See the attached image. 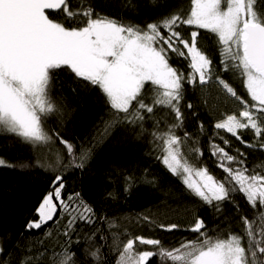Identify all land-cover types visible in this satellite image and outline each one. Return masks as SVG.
<instances>
[{"label":"snow or ice","instance_id":"1","mask_svg":"<svg viewBox=\"0 0 264 264\" xmlns=\"http://www.w3.org/2000/svg\"><path fill=\"white\" fill-rule=\"evenodd\" d=\"M182 25L215 34L224 73L239 72L251 103L219 74L213 75L212 59L207 50L198 47V31H191L185 38L180 31ZM170 54L189 61L187 75L170 64ZM61 68L98 86L105 95L115 120L106 124L101 136L116 124L133 125V130L139 128V134L143 135L147 131L144 124L151 122L156 129L151 135L161 148L158 159L174 176L181 178L194 197L219 213L221 203L239 192L253 209L257 206L262 209L258 213V225L255 217L250 220L241 214L242 234L229 232L224 239L209 236L205 220L197 216L189 229L198 234L197 239L184 240L172 248H165L159 239L128 233L127 229L114 233L113 248L109 251L118 253L115 264H150L153 258H158V264H264V168L250 170L245 160L239 158L244 153L230 155L225 148L213 145V155L219 158V167L226 173L222 181L217 180L207 168H195L188 162L181 149L189 134L181 137L176 133L183 123L180 104L185 84L203 87L215 81L242 106L238 114L228 115L215 127L237 139L240 129H251L256 137H264V0H191L187 14L175 12L143 28L96 13L91 5H73L71 0H0V131L15 134L34 147L57 140L73 165L83 168L87 154L82 152L78 157L80 163H75L74 145L59 132L50 134L43 123L45 117L58 111L51 90L55 70ZM149 91L153 93L151 97ZM161 108L174 114L175 122L167 124L165 131L160 130L164 118H156ZM228 143L223 141L225 145ZM259 147L264 149V142ZM60 162L58 152L57 167H61ZM4 163L0 159V165ZM36 163L43 167L39 160ZM193 176L199 179H191ZM64 187L63 176L54 175L53 190L44 196L36 209L38 219L28 222L27 229H40L53 220L58 206L69 213V229L77 218L92 222V208L82 200L79 207L73 208L71 202L80 194L65 200ZM235 207L239 212L240 206ZM70 209L77 215H71ZM138 219L152 223L149 216ZM158 227L168 232L180 229L175 223H161ZM64 235L68 236L69 232L65 230ZM120 235H124L123 240ZM35 243L43 251L29 249L18 261L3 260L4 250L0 247V264H84L72 251L71 241L59 252L49 250L42 241ZM137 245L153 246L155 250L137 251ZM90 256L108 264L99 248Z\"/></svg>","mask_w":264,"mask_h":264},{"label":"trees","instance_id":"2","mask_svg":"<svg viewBox=\"0 0 264 264\" xmlns=\"http://www.w3.org/2000/svg\"><path fill=\"white\" fill-rule=\"evenodd\" d=\"M73 5L84 3L91 5L96 13L117 19L124 24L143 28L146 24L157 22L172 13L187 14L191 0H71ZM55 18V17H53ZM182 35L187 38L191 31H198V47L207 50L213 61V75L219 74L232 86L237 94L251 103L238 71L224 73L219 55V45L215 34L196 26L182 25ZM170 64L187 75L189 61L170 54ZM151 88V85H148ZM152 92H148L151 97ZM51 96L58 111L44 118L46 131L59 132L63 139L74 145L75 163H80V154L88 158L83 168L73 165L63 146L54 140L49 145L33 146L15 134L0 131V247L2 259L18 261L28 254L29 249L43 251L37 241H42L49 250L60 251L69 241L72 251L84 264H101L90 256L97 248L104 261L115 264L118 253L113 250V234L128 233L159 239L165 248L179 246L184 240H196L197 233L190 231L194 219L199 216L205 220L206 231L213 239L227 238L229 232L242 234L239 216L256 218L262 209H253L242 193L234 192L229 201L221 203L217 213L213 206L194 197L187 190L180 177L174 176L158 157L161 148L151 135L156 129L151 122L145 123L147 130L140 135L139 128L133 125L116 124L104 136L106 124L115 120L114 111L98 86L77 79L67 68L55 70ZM150 102V101H149ZM192 107L188 108L187 105ZM183 123L176 130L189 139L182 146V152L195 168H207L217 180L226 176L219 167V158L213 155V145L225 148L230 155L245 160V166L264 168V149L259 147L264 137H256L251 129L237 130V139L226 130L217 129L216 123L223 122L228 115L238 114L242 106L235 98L223 91L215 81L201 87L199 84H185L180 104ZM163 117L160 130L174 123V114H168L166 108L158 109L156 118ZM227 140V145L223 141ZM243 141L244 143H242ZM251 144L253 147H248ZM198 149L199 152H194ZM61 156V167L56 165V154ZM37 160L43 167L37 165ZM237 167L235 163L226 162ZM28 164L29 167H21ZM51 165L52 167H49ZM63 176L62 198L79 193L72 201L73 208L79 207L80 200L93 210L91 223L77 218L67 228L69 213L59 209L53 220L40 229H27L30 221L38 219L36 209L44 196L52 191L54 175ZM239 205L237 212L235 205ZM71 211V209L69 210ZM82 211V209H81ZM71 215L77 213L71 211ZM149 216L151 224L138 218ZM175 223L180 229L168 232L161 230L159 224ZM113 224V227H110ZM256 225H254L255 227ZM65 230L69 232L64 235ZM94 234V235H93ZM91 237V239H85ZM124 235H120V240ZM79 245L76 246V241ZM137 251L151 250L153 246H136ZM50 255V253H49ZM150 264H158L153 258Z\"/></svg>","mask_w":264,"mask_h":264},{"label":"rangeland","instance_id":"3","mask_svg":"<svg viewBox=\"0 0 264 264\" xmlns=\"http://www.w3.org/2000/svg\"><path fill=\"white\" fill-rule=\"evenodd\" d=\"M191 179H193V180H196V179H199L198 177H195V176H193V177H191ZM43 201V200H42Z\"/></svg>","mask_w":264,"mask_h":264}]
</instances>
